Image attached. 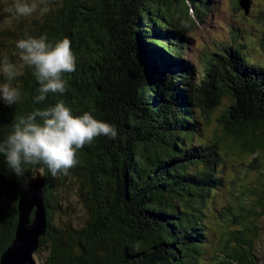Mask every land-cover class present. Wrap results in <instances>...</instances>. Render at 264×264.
<instances>
[{
	"label": "trees",
	"instance_id": "1",
	"mask_svg": "<svg viewBox=\"0 0 264 264\" xmlns=\"http://www.w3.org/2000/svg\"><path fill=\"white\" fill-rule=\"evenodd\" d=\"M250 2L258 8L241 20L227 0H43L46 13L18 18L12 4L6 14L0 5V25L8 26L0 32V61L17 64L12 84L21 90L16 105L0 103V140L19 117L59 100L117 130L78 150L66 175L39 163L17 178L0 156V263L16 237L19 201L40 171L49 230L35 252L47 257L37 264H261L256 223L264 196L227 154L249 172L264 167L256 168L257 158L240 162L264 152V63L254 56L264 55V7ZM234 4L240 11V0ZM138 26L144 45L136 42ZM41 35L53 43L68 38L77 70L63 74L62 95L36 103L40 86L15 42ZM143 84H151L148 95ZM69 187L86 222L69 219L58 228L53 213Z\"/></svg>",
	"mask_w": 264,
	"mask_h": 264
},
{
	"label": "clouds",
	"instance_id": "2",
	"mask_svg": "<svg viewBox=\"0 0 264 264\" xmlns=\"http://www.w3.org/2000/svg\"><path fill=\"white\" fill-rule=\"evenodd\" d=\"M43 0H12L15 17H29L38 10L41 14L48 8H40ZM22 66L34 69L39 84L36 103L45 101L49 94H63L66 90L64 73L77 70V58L68 38L55 43L46 35L26 36L15 42ZM0 103L8 107L21 100V90L13 86L20 71L17 64L5 59L0 61ZM114 138L117 130L91 112L74 115L63 100L45 109L36 108L26 116L19 117L11 133L0 140V156L11 174L22 178L29 164L43 163L53 176L67 174L77 163V152L91 144L99 136Z\"/></svg>",
	"mask_w": 264,
	"mask_h": 264
},
{
	"label": "rangeland",
	"instance_id": "3",
	"mask_svg": "<svg viewBox=\"0 0 264 264\" xmlns=\"http://www.w3.org/2000/svg\"><path fill=\"white\" fill-rule=\"evenodd\" d=\"M234 1L235 0H227V6L229 8V11L232 12L237 15V19L241 20L243 14L245 13V9L243 8V6L241 5V1L240 0V11H236V5L234 4ZM237 1V0H236ZM253 3H258V5L264 7V0H252ZM236 3V2H235ZM12 4V0H0V5H2V7L4 8V10L2 11V13H11L12 10H10L8 7ZM258 7H255V4H253L250 8V11L249 13L253 12V11H256ZM191 12V11H190ZM192 16L191 17H196V14L194 12H191ZM194 14V15H193ZM5 23H7L6 21H3L0 25V32L3 31V33L5 32L6 28L8 26L5 25ZM200 23V22H199ZM208 25H203L202 24V28H201V31L197 32V35L198 37L201 36V34L205 31V29L207 28ZM215 25H213L214 27ZM219 33H220V36L223 38V39H229V31L227 28H224L219 30ZM132 37H135V35L132 33ZM210 45V43H209ZM209 47V46H208ZM257 54H254L256 60H260L262 63H264V55H261L259 54L258 52H256ZM132 87V86H130ZM230 105V101L227 99L225 100L224 104L219 107L215 114L213 115L214 116V121H213V124L209 130V136L213 135V133H215L217 130H218V119H220L222 117V115L224 114V111L226 110L227 106ZM220 128V127H219ZM230 158H232L233 160H235L237 162V156H234L233 154H231L230 152L227 153ZM258 159L255 163V166L257 168V166H259L258 164H264V152L263 151H259V153H257L254 157H250V158H247L245 159L244 157H241V163L245 162L248 164H250L251 162H253L252 160L254 159ZM232 163V165H234L237 170L236 171H239V173H242L241 175H245L246 172L247 173H251L249 174V178L247 180V182H250L251 184L254 185V183L257 184V188L258 190L263 193V196H264V167L262 168V170L258 173L256 172H249L247 170V168H244L243 166H240L238 163ZM259 169V168H258ZM71 187L67 188L69 191H74V190H71L70 189ZM67 191L65 188H63L62 192L59 193V197H60V200L58 201V212L56 213H53L54 214V217L56 218L55 220V223L57 225L58 228H61V225L62 224H65V223H69V219H70V222L75 224H79V225H76L78 227H81L80 225L83 224L84 222H86V213L85 211L83 210V207L81 206V202L80 200L78 199V196H77V191H74V192H69ZM53 206H55L56 208V205L54 204ZM256 226L259 227V243H258V246H257V255L259 256V261L261 264H264V216L256 223ZM15 240V239H14ZM35 254V253H34ZM39 255H33V259H34V262L35 264L37 263H41L45 260V258L47 257V253L44 252L42 254V256L39 258L38 257Z\"/></svg>",
	"mask_w": 264,
	"mask_h": 264
},
{
	"label": "water",
	"instance_id": "4",
	"mask_svg": "<svg viewBox=\"0 0 264 264\" xmlns=\"http://www.w3.org/2000/svg\"><path fill=\"white\" fill-rule=\"evenodd\" d=\"M241 5L245 12L249 14L251 8L250 0H242ZM136 30L138 32L137 37L142 38V40L138 39L136 42L144 45L143 35H140L139 32V30L141 31L140 26ZM153 39L159 43H164L159 37L155 36ZM159 72L160 70L158 72L152 71V73ZM148 87H151V84L144 86L141 95L148 93ZM142 116L141 119L144 118V114ZM43 174L44 172H36V175L30 181V188L22 195L19 201V223L16 237L9 249L2 255L0 264H35L33 255L39 248L41 238L49 230L48 207L44 197L46 176ZM35 208L37 209L36 211ZM33 214L35 218L32 216Z\"/></svg>",
	"mask_w": 264,
	"mask_h": 264
},
{
	"label": "bare ground",
	"instance_id": "5",
	"mask_svg": "<svg viewBox=\"0 0 264 264\" xmlns=\"http://www.w3.org/2000/svg\"><path fill=\"white\" fill-rule=\"evenodd\" d=\"M43 175H45V173L43 174ZM37 209L35 208V211H36ZM34 218H35V216H34V214L32 215ZM33 220V219H32Z\"/></svg>",
	"mask_w": 264,
	"mask_h": 264
}]
</instances>
